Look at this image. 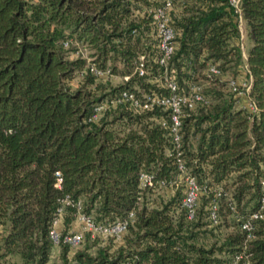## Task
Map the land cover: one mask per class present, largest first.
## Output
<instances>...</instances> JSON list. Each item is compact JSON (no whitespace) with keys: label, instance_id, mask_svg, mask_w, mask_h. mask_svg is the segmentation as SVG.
I'll use <instances>...</instances> for the list:
<instances>
[{"label":"trees","instance_id":"1","mask_svg":"<svg viewBox=\"0 0 264 264\" xmlns=\"http://www.w3.org/2000/svg\"><path fill=\"white\" fill-rule=\"evenodd\" d=\"M171 3L168 73L178 93L198 87L203 98L183 107L178 157L157 122L169 110L112 103L122 91L141 101L169 94L148 12L160 0H0V264H47L60 208V264H264V215L251 220L250 238L241 228L264 186V0ZM89 63L110 72L97 78ZM249 78L255 110L238 94ZM141 172L164 186L141 188ZM187 177L197 186L191 209ZM78 214L127 229L119 238L84 230L70 255L63 238Z\"/></svg>","mask_w":264,"mask_h":264},{"label":"built area","instance_id":"2","mask_svg":"<svg viewBox=\"0 0 264 264\" xmlns=\"http://www.w3.org/2000/svg\"><path fill=\"white\" fill-rule=\"evenodd\" d=\"M232 3L237 4L238 0H231ZM172 3L171 0H160V5L156 6L155 8L148 9V12L151 14L153 21L156 24L157 29V36H158V48L161 52L158 61L164 67L165 73V87L169 90L168 95H144V100L141 101L137 98L132 92L129 91H122L119 98L114 100L112 103H120L127 101L129 102L134 108L145 110L151 109L153 104L160 106L163 109L169 110V119L165 120L162 118H158L157 122L164 128L169 129V132L172 137L173 145L175 147L176 156L178 157L180 152V128H181V117L183 114V107L188 106L189 108H193L197 102L203 101L202 96L198 92V87H193L190 96L182 95L178 93L177 85L171 75L168 73V66L167 63L171 57V54L174 49V45L172 40L174 39V31L170 24V17H169V9L171 8ZM240 25L243 22L240 18ZM145 59L144 57L140 56L139 63L136 67L139 75H143L145 72L144 66ZM210 70L214 74H218V71L211 66ZM88 71L91 72L95 77L102 78L109 74L110 69L100 70L93 64H88ZM127 78V77H126ZM241 90L239 91V95H244L246 97L247 91L250 87V78L243 79L240 82ZM236 81L230 80V86L233 89H236ZM106 103H102L96 105L93 109V113L91 115V119L97 120L102 112L107 106ZM246 105L251 110H255V105L253 102L247 100ZM178 167L180 169L183 168L182 162L178 159L177 161ZM56 176L60 177V173L56 172ZM187 192L186 196L183 199V205L188 209H191L196 201L197 196V186L192 177H187ZM139 182L141 188L153 187L156 184L160 186H164V182H156L154 179L145 172H141L139 175ZM59 186V184H58ZM64 204H70L69 196H65L63 200ZM59 216L53 221V226L50 231L51 238L55 244L59 241V232H58V225L61 222V215H62V208L58 210ZM264 215V186L262 189V197L260 200V207L258 211L252 213L248 218L244 219L242 222L241 228L246 232V238L251 237V230L252 224L251 220L254 218H262ZM190 217L192 213L190 212ZM129 217H133V213H129ZM211 217L214 219L215 214L212 211ZM77 219L82 223L84 230L91 232V235L94 236L99 234L106 238L107 236H114L119 238L127 229V221L126 220H118L115 223L108 225V226H100L95 225L88 217H85L81 214H78ZM63 242L67 243L71 248L78 247L82 242V232H70L63 238ZM239 258H243V255L240 254L236 257V260ZM245 264H250L248 260L245 261Z\"/></svg>","mask_w":264,"mask_h":264},{"label":"rangeland","instance_id":"3","mask_svg":"<svg viewBox=\"0 0 264 264\" xmlns=\"http://www.w3.org/2000/svg\"><path fill=\"white\" fill-rule=\"evenodd\" d=\"M240 31H241V46H242V50H243V55L245 56V51H246V49L248 47V40L246 38V30H245V26H244L243 22L240 25ZM80 50L82 51L83 55L85 57H87L88 62H89L90 61V59L88 57V55L90 53L89 50L84 48V47H81V46H80ZM78 80H79V78L76 77L75 79H73V83L77 84ZM98 80L104 82L103 79H98ZM108 80L112 84H116V83L121 81V78H119L117 75L114 74ZM241 98H242V101L245 102L246 97L244 95H241ZM168 194H169V192L166 191L165 189H159L158 192H157V196L160 197V198H167ZM59 226L60 225H58V228H59ZM1 231H2V227L0 225V234H1ZM83 231H84V228H83L82 223L78 219H76L74 224H73L71 232H82L83 233ZM81 244L78 247L71 248L69 254L71 255L77 248L81 247L82 246ZM59 252H60L59 244H54L53 250H52V253H51V256H50V260H49V262L47 264H60Z\"/></svg>","mask_w":264,"mask_h":264}]
</instances>
